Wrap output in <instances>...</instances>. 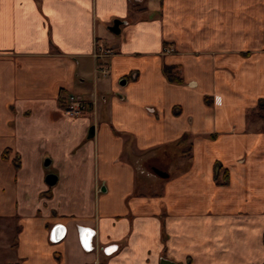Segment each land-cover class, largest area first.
Masks as SVG:
<instances>
[{
  "label": "crops",
  "instance_id": "1",
  "mask_svg": "<svg viewBox=\"0 0 264 264\" xmlns=\"http://www.w3.org/2000/svg\"><path fill=\"white\" fill-rule=\"evenodd\" d=\"M243 1L0 0V264H264V27Z\"/></svg>",
  "mask_w": 264,
  "mask_h": 264
},
{
  "label": "built area",
  "instance_id": "2",
  "mask_svg": "<svg viewBox=\"0 0 264 264\" xmlns=\"http://www.w3.org/2000/svg\"><path fill=\"white\" fill-rule=\"evenodd\" d=\"M98 51H101L103 54V57H108L111 52L109 50H101L99 48H97ZM164 53L166 54H170L172 53V49L168 48L164 50ZM98 72L101 75H107L108 74V68L107 65H101L98 68ZM89 108V104L76 96H69L66 99L65 105H64V110L67 114H69L70 116H80L82 114H84L85 111H87V109ZM90 249H92L90 247Z\"/></svg>",
  "mask_w": 264,
  "mask_h": 264
},
{
  "label": "rangeland",
  "instance_id": "3",
  "mask_svg": "<svg viewBox=\"0 0 264 264\" xmlns=\"http://www.w3.org/2000/svg\"><path fill=\"white\" fill-rule=\"evenodd\" d=\"M244 1H246V0H244ZM244 1H243V3L246 4ZM249 1L250 2H248V5H249L248 16L251 20L249 19L248 21H249L250 25H256V26H261V27L263 26L264 27V0H260V2L255 0L254 3L252 2L253 0H249ZM245 9H247L246 6H245ZM242 20L245 21L247 19L245 18V16H243L241 21ZM171 49H172L171 54H173L175 49L172 47H171ZM134 165L136 166L135 162H134ZM144 166L146 167V169L148 171L151 170L152 167L159 168L163 172H167V173H169V171H170V169L167 167H160V166L156 165L155 163L153 164L152 160H148L147 162H145ZM137 169H138V167H137Z\"/></svg>",
  "mask_w": 264,
  "mask_h": 264
},
{
  "label": "trees",
  "instance_id": "4",
  "mask_svg": "<svg viewBox=\"0 0 264 264\" xmlns=\"http://www.w3.org/2000/svg\"><path fill=\"white\" fill-rule=\"evenodd\" d=\"M163 73L171 82L176 83V84L182 83V78L178 74V71L176 70L175 67L165 66V67H163ZM248 117L255 118V119L264 123V100L258 101L256 107L249 111ZM6 153L7 152H4V155ZM3 158H5V157H3ZM220 183H224V181H222ZM17 231H18V228L16 229V232Z\"/></svg>",
  "mask_w": 264,
  "mask_h": 264
},
{
  "label": "water",
  "instance_id": "5",
  "mask_svg": "<svg viewBox=\"0 0 264 264\" xmlns=\"http://www.w3.org/2000/svg\"><path fill=\"white\" fill-rule=\"evenodd\" d=\"M120 25L121 22L118 20H114L112 23V26L109 27V31L113 34V35H119L120 33ZM155 174L158 175L161 178H168V174L159 170H154ZM56 181V177L54 175H48L46 177V183L48 185H53ZM63 228L61 226H57L55 228V230H62ZM61 238V237H60ZM59 238V239H60ZM57 239V238H56ZM107 253H109V251H106ZM160 264H174L173 262H170L169 260H165V259H161L160 260Z\"/></svg>",
  "mask_w": 264,
  "mask_h": 264
}]
</instances>
